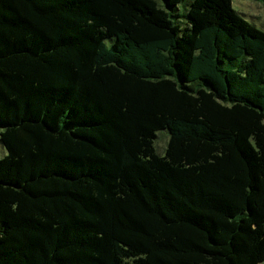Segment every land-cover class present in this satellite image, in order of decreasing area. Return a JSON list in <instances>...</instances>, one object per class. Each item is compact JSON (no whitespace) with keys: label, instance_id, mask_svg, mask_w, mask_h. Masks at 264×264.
Segmentation results:
<instances>
[{"label":"trees","instance_id":"16d2710c","mask_svg":"<svg viewBox=\"0 0 264 264\" xmlns=\"http://www.w3.org/2000/svg\"><path fill=\"white\" fill-rule=\"evenodd\" d=\"M0 146V264L264 263V31L231 0H0Z\"/></svg>","mask_w":264,"mask_h":264},{"label":"rangeland","instance_id":"374dc122","mask_svg":"<svg viewBox=\"0 0 264 264\" xmlns=\"http://www.w3.org/2000/svg\"><path fill=\"white\" fill-rule=\"evenodd\" d=\"M231 6L242 18L264 31V5L262 0H231ZM181 7L182 5L180 4L179 10H181ZM180 18L182 17L180 16ZM155 141L153 144L154 150L156 153L161 154L165 147V134L158 133ZM1 154L2 148L0 146V156ZM258 264L264 263L259 262Z\"/></svg>","mask_w":264,"mask_h":264}]
</instances>
